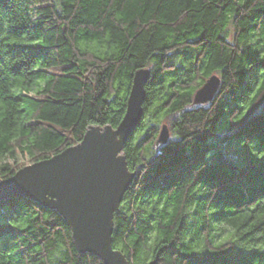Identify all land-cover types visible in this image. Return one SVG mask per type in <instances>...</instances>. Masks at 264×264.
Segmentation results:
<instances>
[{
	"label": "trees",
	"instance_id": "16d2710c",
	"mask_svg": "<svg viewBox=\"0 0 264 264\" xmlns=\"http://www.w3.org/2000/svg\"><path fill=\"white\" fill-rule=\"evenodd\" d=\"M141 68L114 246L130 264H264V0H0V180L117 127ZM213 74L219 92L193 105ZM0 264L105 263L58 211L14 196Z\"/></svg>",
	"mask_w": 264,
	"mask_h": 264
},
{
	"label": "water",
	"instance_id": "95a60500",
	"mask_svg": "<svg viewBox=\"0 0 264 264\" xmlns=\"http://www.w3.org/2000/svg\"><path fill=\"white\" fill-rule=\"evenodd\" d=\"M151 77V68L136 71L125 115L117 127L90 125L77 144L0 180V201L18 196L56 210L71 228L80 253L98 256L105 264H130L113 243L115 213L137 175L124 149L144 116ZM220 86V76L213 74L196 91L194 104L210 103ZM169 139L170 128L163 124L157 143L166 145Z\"/></svg>",
	"mask_w": 264,
	"mask_h": 264
},
{
	"label": "rangeland",
	"instance_id": "374dc122",
	"mask_svg": "<svg viewBox=\"0 0 264 264\" xmlns=\"http://www.w3.org/2000/svg\"><path fill=\"white\" fill-rule=\"evenodd\" d=\"M232 30V33H231V36H230V39L231 40H233V38H234V30H233V28L231 29ZM193 105H196V104H193ZM192 106V105H191ZM170 120H169V118L168 119H165L162 123H161V128H162V126H163V124H167L168 126L170 125ZM173 138V134H172V132L170 131V139H172ZM169 139V140H170ZM161 146H162V144H159V143H157V141H156V143H155V150H159L160 148H161ZM227 236V233H223V234H221V235H219L218 236V239H224L225 237Z\"/></svg>",
	"mask_w": 264,
	"mask_h": 264
},
{
	"label": "snow or ice",
	"instance_id": "6c2138e0",
	"mask_svg": "<svg viewBox=\"0 0 264 264\" xmlns=\"http://www.w3.org/2000/svg\"><path fill=\"white\" fill-rule=\"evenodd\" d=\"M261 155L264 156V151H262Z\"/></svg>",
	"mask_w": 264,
	"mask_h": 264
}]
</instances>
